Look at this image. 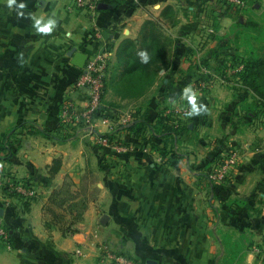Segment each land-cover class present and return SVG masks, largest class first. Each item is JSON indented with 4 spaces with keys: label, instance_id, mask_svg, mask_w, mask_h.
Masks as SVG:
<instances>
[{
    "label": "crops",
    "instance_id": "crops-1",
    "mask_svg": "<svg viewBox=\"0 0 264 264\" xmlns=\"http://www.w3.org/2000/svg\"><path fill=\"white\" fill-rule=\"evenodd\" d=\"M18 2L26 4L23 16L0 0V140L28 125L17 130L15 155L0 162V221L9 232L0 240V264H98L104 247L139 264H264L254 251L264 246V115L223 60L229 47L214 40L237 10L227 0H120L94 12L76 0ZM168 8L172 21L162 17ZM32 15L54 17L56 29L38 34ZM147 21L174 45L147 92L123 99L114 91L127 74L117 51L137 41ZM74 48L88 56L113 52L104 102L115 107L108 114L133 123L147 113L143 135L116 134L130 151L118 153L84 129L55 132L66 100L81 108L87 99L86 90L71 92L82 73ZM235 81L244 90L236 92ZM188 86L205 105L200 115H187ZM161 116L180 125L169 144L150 130ZM226 153L238 161L217 182L212 176ZM55 159L62 165L52 176ZM24 178L35 191L28 208L9 188ZM51 198L56 217L46 210Z\"/></svg>",
    "mask_w": 264,
    "mask_h": 264
},
{
    "label": "trees",
    "instance_id": "trees-1",
    "mask_svg": "<svg viewBox=\"0 0 264 264\" xmlns=\"http://www.w3.org/2000/svg\"><path fill=\"white\" fill-rule=\"evenodd\" d=\"M120 0H103V2L113 4L118 6ZM247 7L243 12L251 11V4L255 0H246ZM258 2V1H255ZM168 8L163 13V19H168L172 21V16H168ZM258 25V24H257ZM212 37L215 34H211ZM216 38V37H215ZM174 45V40L167 36L162 27L157 24L155 21H147L141 31L140 38L137 41L125 40L117 51V56L119 62H124L127 74L122 78L119 83L114 87L115 93L125 99V98H137L144 95L147 90L155 83L159 69L165 65L171 53V46ZM140 52H147L149 56L148 63H143L141 57L139 56ZM231 58V66H235L237 59L233 55H229ZM228 59V58H227ZM226 61V57L223 58ZM223 61V62H224ZM230 62V59H228ZM244 69L245 73L240 75V79L245 83L249 91L251 89L253 105L258 109V112L264 115V57L260 55L257 51L251 52V57L244 60ZM107 82V81H106ZM108 87V84H107ZM107 90V89H106ZM114 105L108 106L103 101V108L100 110L101 114L94 115L95 117L103 116L107 114L110 108H114ZM147 113H137L133 123H130L124 128H118L113 133H108L106 137L113 141L116 134L122 129H127L136 136H141L144 134L145 129L149 127L148 122L144 119L147 116ZM28 123L24 122L20 125L21 128H24ZM19 127V128H20ZM18 128V129H19ZM83 128V125L79 127H73L67 124H60L55 132L59 133L64 129H72L76 132L77 129ZM12 130L3 140H0V162L10 160L16 153V149L19 146V138L17 130ZM150 130L153 133L161 135V137L169 144V141H174L175 136L180 134V125L170 124V116H161L158 117L155 124L151 126ZM54 132V133H55ZM44 135L48 138L53 137V132L45 131ZM169 140V141H168ZM156 145H153V149H156ZM167 146L163 149H160L162 155L167 154ZM220 156V155H219ZM221 157V156H220ZM62 165L61 159H55L53 164L49 167L50 175H55L59 172ZM15 184H23L29 189H34L33 185L29 182L28 179L14 180ZM8 191V188L4 189ZM11 195L16 196L24 200L26 207L28 208L31 202L34 200L33 196L23 195L17 191H13ZM57 202V199L52 198L50 200L49 206L47 207V212H50L53 216H58L54 211L53 202Z\"/></svg>",
    "mask_w": 264,
    "mask_h": 264
},
{
    "label": "built area",
    "instance_id": "built-area-1",
    "mask_svg": "<svg viewBox=\"0 0 264 264\" xmlns=\"http://www.w3.org/2000/svg\"><path fill=\"white\" fill-rule=\"evenodd\" d=\"M229 5L239 6V8H246L245 0H227ZM104 3L103 0H76V5L79 8L96 11L99 4ZM210 32H214L210 30ZM97 38H101V31L96 30L94 33ZM113 52L110 49L103 50L96 55H89L88 60L82 73L73 85L74 89H82L87 91V99L83 107L79 108L77 105L67 99L62 108V122L64 124L83 128L87 134L97 135L98 141L101 144L107 145L115 149L118 153H125L131 148L123 142L117 135L113 141H110L106 135L115 132L118 128H124L132 123L133 117L128 116L123 120H115L114 116L104 114L103 116L95 117L96 114H101L103 108V101L107 89L106 72ZM103 128L107 129L106 134L103 135ZM237 157L234 153H226L225 160L220 163L218 170L213 175L215 181H222L226 179L229 169L237 163ZM10 190L17 191L23 195L33 196L35 191L29 189L25 185L18 184L17 186L9 182ZM9 239V232L0 221V240L7 241ZM256 253H259L264 258V246H256L254 248ZM80 254V251H78ZM98 264H139L135 259L116 253L107 247H104L101 258Z\"/></svg>",
    "mask_w": 264,
    "mask_h": 264
},
{
    "label": "rangeland",
    "instance_id": "rangeland-1",
    "mask_svg": "<svg viewBox=\"0 0 264 264\" xmlns=\"http://www.w3.org/2000/svg\"><path fill=\"white\" fill-rule=\"evenodd\" d=\"M261 2L262 1H253V3L250 5L251 11H247L245 16L241 14L244 13V8L231 5L232 8L236 9L238 13L234 15V17L231 19L232 21H230L227 25L226 30L228 32L224 33L222 31L223 33L217 34L218 36L214 39L218 42L216 43L217 45H224V48H226V45L229 47V50L222 54V58L226 57L230 59L231 62V58H229L230 56L227 55H233V57L237 59L235 66L231 67L232 73L235 76H240L245 73L244 60L246 59L247 61V58L251 57V52L257 51L264 57V3ZM195 37L196 34L193 33L191 36L193 40L191 42H195ZM191 42L190 44L194 45V43ZM192 56L199 58L197 54ZM238 81L230 83V85L235 87L236 92L244 90L243 85L245 83H239ZM251 99H253L252 96Z\"/></svg>",
    "mask_w": 264,
    "mask_h": 264
},
{
    "label": "clouds",
    "instance_id": "clouds-1",
    "mask_svg": "<svg viewBox=\"0 0 264 264\" xmlns=\"http://www.w3.org/2000/svg\"><path fill=\"white\" fill-rule=\"evenodd\" d=\"M7 7L13 9L14 7L18 10L17 15L23 16L24 13L19 11L26 7V4L23 2H18V0H7ZM31 19L33 20V27L38 34L49 35L53 33L57 26V20L54 17H49L45 19L43 16L32 15ZM139 56L143 63H148L149 56L147 52H140ZM183 98H185L190 106V110L187 112L188 116L200 115L203 111L206 110L205 105L197 103V93L192 86L185 87L182 93Z\"/></svg>",
    "mask_w": 264,
    "mask_h": 264
},
{
    "label": "water",
    "instance_id": "water-1",
    "mask_svg": "<svg viewBox=\"0 0 264 264\" xmlns=\"http://www.w3.org/2000/svg\"><path fill=\"white\" fill-rule=\"evenodd\" d=\"M108 7L106 3H100L98 8L103 9ZM71 57L73 58V64L80 69H84L86 62L88 60V55L84 52L77 51L76 48L72 49L70 52ZM147 264H155L153 261H149Z\"/></svg>",
    "mask_w": 264,
    "mask_h": 264
}]
</instances>
